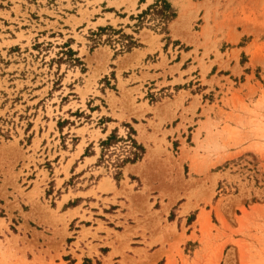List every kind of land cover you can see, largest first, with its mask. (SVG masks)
Instances as JSON below:
<instances>
[{
	"label": "rangeland",
	"instance_id": "obj_1",
	"mask_svg": "<svg viewBox=\"0 0 264 264\" xmlns=\"http://www.w3.org/2000/svg\"><path fill=\"white\" fill-rule=\"evenodd\" d=\"M168 1L169 22L143 13L157 0H0V264H264V0ZM149 36L162 48L140 62ZM159 56L171 65L146 77ZM109 102L121 117L153 109L133 117L154 134L143 159L161 152L197 205L161 253L114 222L79 239L81 222L58 214L61 197L129 164L138 131ZM112 121L126 141L104 148Z\"/></svg>",
	"mask_w": 264,
	"mask_h": 264
},
{
	"label": "crops",
	"instance_id": "obj_2",
	"mask_svg": "<svg viewBox=\"0 0 264 264\" xmlns=\"http://www.w3.org/2000/svg\"><path fill=\"white\" fill-rule=\"evenodd\" d=\"M148 39L149 42L158 45L152 48V44H149V46L147 44L140 56V62L145 60L150 54L157 53L162 48L161 45H163V43L161 38L157 40L154 36H149ZM143 62L145 63V61ZM146 65L149 70H145L143 73L146 77L155 79L160 78L163 75L162 70H166L171 63H165L164 59L159 56L157 60L149 62ZM176 77L175 75V78ZM116 104L118 105V103ZM173 110L174 108L171 107V111ZM106 111L114 120L132 121L135 130L137 129L138 131L136 138L139 143H143L147 147H152L151 142L154 141V134L150 130V124L141 122L147 129V132L143 133L140 129L141 123L134 122L133 117L141 120V117L152 114L153 118V109L145 108L142 115H130L125 112L124 116L121 117L123 112L120 111L119 108L113 107L109 102ZM177 116L179 115L176 114V117ZM155 122H157V119H155ZM167 122L168 120L162 122L161 130H163ZM117 123L118 121L107 122L108 126L105 128V132H102V135H109L112 130L115 129L113 124ZM173 129L176 135L175 131L177 129H175L174 126ZM156 134L159 138L162 137L159 131H157ZM167 138H169V133ZM84 152L85 147L82 148L80 155ZM98 156V153L93 152L90 155L84 156L83 160H91L90 163H95L98 160ZM160 158L164 159L161 152H155V150L151 151L149 149L143 161L129 163L124 167L123 177L120 182H117L114 177L102 176L96 184L84 189H78L74 193V197H68L64 200L61 197L60 200L62 202H57L58 214L65 218L67 222H81V224H79L80 235H77L79 239H81L82 234H84L88 228H92L91 232H96L97 235H101L106 231L105 224L114 222L123 228L122 231L126 232V239L134 241L135 238H139L141 242L145 241V244L149 247L157 248L159 253H161L160 249L163 246L167 248L166 242H168V240L171 241L176 235H182V228L181 225H179V220L187 216L197 205H194L193 200L191 201L193 202L191 206L188 205L189 201H181L185 197L183 187L179 182H176L175 179L169 178ZM130 176H135L137 179H133ZM179 202H182L179 208V219L175 222L169 219V215ZM27 203L31 208V212L36 215L35 212L37 208L40 207L38 203ZM184 205L189 206V208L187 212L182 214L181 211ZM85 221L88 222V224L83 225L82 222ZM100 223H103L104 228L98 229ZM108 228L110 227L108 226ZM163 256V254H160L158 259L160 260ZM175 259H178L177 256ZM169 260L170 255H167L165 259L166 263Z\"/></svg>",
	"mask_w": 264,
	"mask_h": 264
},
{
	"label": "trees",
	"instance_id": "obj_3",
	"mask_svg": "<svg viewBox=\"0 0 264 264\" xmlns=\"http://www.w3.org/2000/svg\"><path fill=\"white\" fill-rule=\"evenodd\" d=\"M149 10L155 11L157 14H161L162 18L165 19V22H169L173 20L177 16L176 9L172 6V4L168 0H157L152 6L149 7L148 10H145L143 13L146 14ZM101 31L105 30L106 28H100ZM129 39V43L127 44V50H131L135 46H139L140 44L137 43L133 37L127 36ZM132 133H136V131L132 128ZM125 140L123 137H119L117 134V129L113 130V132L107 137V139L102 140L101 145L104 148L113 146V144L118 143L119 141ZM130 144H131V154L126 156L125 158H120L118 166L123 167L127 163H136L139 160H142L145 153L146 148L143 144L138 143V141L134 137H129ZM126 141V140H125ZM122 171H119L115 178L120 181L122 178Z\"/></svg>",
	"mask_w": 264,
	"mask_h": 264
}]
</instances>
